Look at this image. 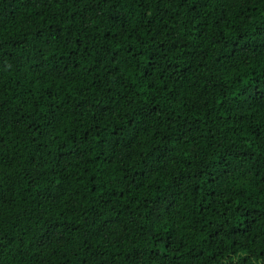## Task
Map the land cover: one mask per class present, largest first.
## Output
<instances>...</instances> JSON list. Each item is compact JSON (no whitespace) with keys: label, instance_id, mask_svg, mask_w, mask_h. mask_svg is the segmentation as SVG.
Returning a JSON list of instances; mask_svg holds the SVG:
<instances>
[{"label":"trees","instance_id":"1","mask_svg":"<svg viewBox=\"0 0 264 264\" xmlns=\"http://www.w3.org/2000/svg\"><path fill=\"white\" fill-rule=\"evenodd\" d=\"M264 0H0V264H264Z\"/></svg>","mask_w":264,"mask_h":264},{"label":"snow or ice","instance_id":"2","mask_svg":"<svg viewBox=\"0 0 264 264\" xmlns=\"http://www.w3.org/2000/svg\"><path fill=\"white\" fill-rule=\"evenodd\" d=\"M253 160L258 165L259 169L261 171H264V156L260 157L259 159H257L255 156H253Z\"/></svg>","mask_w":264,"mask_h":264}]
</instances>
